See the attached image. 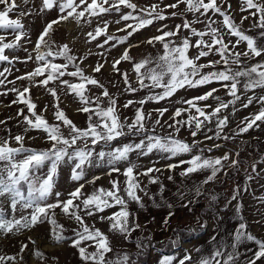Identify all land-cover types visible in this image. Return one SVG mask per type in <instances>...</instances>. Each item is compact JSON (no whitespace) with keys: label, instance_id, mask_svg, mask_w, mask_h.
Wrapping results in <instances>:
<instances>
[{"label":"snow or ice","instance_id":"6c2138e0","mask_svg":"<svg viewBox=\"0 0 264 264\" xmlns=\"http://www.w3.org/2000/svg\"><path fill=\"white\" fill-rule=\"evenodd\" d=\"M27 4L28 0H24ZM243 5L241 11L253 9L249 13L251 17H258L251 25L257 28L258 38L264 40V2H257V0H242ZM185 5L183 12H178L179 6ZM107 5V7H105ZM225 5L227 7H225ZM0 30L11 29L15 33V40L13 42H4L5 37L0 35V61H9V57L5 55V49H15L20 46V41L26 36L24 25L20 19H10L9 13L14 12L19 5L16 0H0ZM81 6H83L81 8ZM121 6L132 11L123 12ZM58 9V16L46 23L43 30L40 32L34 46L36 52L35 60L40 63L33 71L17 77L18 80H29L33 82V86H41L46 89L57 100V90L55 87H48L49 82L59 81L61 86H66L69 92L74 93L79 98L82 106L79 111L89 113L87 127L79 128L73 121L65 114L64 110L55 105L54 118L59 123L50 124L42 115L35 111L36 104L30 98H26L25 94L30 92L29 87H24L23 90H18L13 87L8 91L17 94V99L12 101V104L22 103L26 106L27 112L31 114H24L25 109L21 108L17 112L18 117H22L25 126V133L32 129H41L47 133V141L51 142V146L46 149H36L24 146V135L17 134L15 137L9 136V139L15 141L18 147H12L9 140L0 141V198L7 201V209L4 207V200H0V233L2 234H18L25 229H30L45 222L52 225L51 237L57 243L67 242L71 240L70 246L74 247L79 255L81 264H130V257L128 253H116L115 258L109 256L114 249L111 245L108 235L102 232L94 225L90 226L86 223L85 217L91 218L99 215V219L109 223V229L112 232L124 236L125 240L131 237V233L139 229L141 225L135 218V213L129 211L130 203H136L140 209L145 208L142 197L138 193H143L153 200L154 206L160 207V204H155L154 195H150L148 186L141 187L140 176L148 178L149 184H158L159 192L165 190L159 175H152L153 173H162L163 171L174 172L175 169L182 165H187L179 175L183 178L191 177L194 173L208 172L200 184L194 186L188 191L193 193L192 199L181 188H177L174 195L178 198L181 205L187 208L195 199L199 197L204 191L203 185L218 179V173L229 169H238L242 161L239 159V151L233 153L225 152L222 156L213 157L205 156L204 153H211L214 149H219L222 144L215 143L211 147H200L203 141L197 140V134L204 128L206 123L215 121L216 130L213 135H206L204 140H232L235 141L238 136L248 133L251 129H259L261 124H264V94L256 95L255 90L264 91V60H259L256 63L248 64L249 60L264 56V45L258 43V38L245 34L240 29V26L234 22L230 16L228 9L231 8L229 0H222L218 3L217 0H175V3L165 4L164 8L172 9L170 15L176 17L183 16L185 12L200 13L209 23L206 24L207 31H198L192 26L193 23H203L199 17L193 22L186 19L181 24L175 26L174 30L168 29L167 24H162V27L157 28L158 35L151 36L146 43L154 45L156 42L162 45V53L155 57L145 58L140 61H133L130 55L129 48L138 45H129L125 48L119 59L112 63L114 71L120 70L116 67L121 61H132L133 70L136 73L138 87H133L129 82L127 73H121L127 88L125 91L135 93L140 89H162L159 93L149 91L148 95L139 101L128 100L123 107L139 104L140 107L135 108L134 117L129 122L126 117L121 121L117 112V101L108 93L107 89H103L102 95L107 98L108 106L106 108L100 106V98H96V107L93 110L90 105L92 101L85 93L88 90L87 85H98L99 81L91 76H85L83 70L78 64H75L76 57L70 54V48L67 44L60 47L55 53L51 49L48 37L54 32V25H59L62 22H68L71 19L75 20L79 25L84 20L85 23L91 24V19L88 17H99L102 13H119L120 17L115 21L116 24L125 22L124 28L118 31L125 32L126 35L116 37L115 35H108V22L102 21L103 27L99 25L95 28L94 33L88 32L87 37L90 41H95L97 37L106 35L103 45L113 41L112 47L116 43L121 45L133 36L139 30L153 25L154 22H163L168 17L164 14V8H160L159 4H153L149 8H139L131 0H42L40 11ZM78 9H80L78 11ZM159 9V10H158ZM209 11L219 14L222 18V27H226L227 35L229 37H237L233 42L229 39L225 41L224 35L217 27H212L213 23L210 16H207ZM135 13V14H134ZM31 14L21 11V16ZM249 16L241 18V24L244 20L249 19ZM135 21V24L127 23L128 21ZM181 29H190L193 36L199 37L192 44L187 37L176 40L170 39L179 37ZM209 36L210 42L204 37ZM242 42H246V50L243 52L235 50ZM103 45H97L103 47ZM231 46V47H230ZM47 48V51H42ZM195 47L197 55L190 57L188 54L189 48ZM25 51H27L25 49ZM216 53L219 55L217 60H208L207 63H197L201 58H206L210 54ZM63 57L64 63H54L48 59L52 56ZM18 59V57L14 58ZM33 56L29 54L24 62L32 60ZM11 63V61H9ZM223 64V69L216 71L211 70L203 73L205 68L215 69L217 65ZM69 65H74V71H68ZM154 65V66H152ZM103 64H97L93 68L95 73L101 72ZM143 69V71H142ZM10 69L5 68L0 72V85L5 83V73ZM67 74L69 77H79L78 83H70L69 80L62 79ZM39 77V80L34 78ZM146 81H150L146 83ZM220 82L222 87L227 90V95L231 97L230 100L224 102L219 96L214 95L219 89L211 88L202 95L194 96L183 100V104L187 107H178L173 112L169 120L163 121L161 118L168 112V108L155 109L156 117L153 119V113L145 114L143 105L147 102L162 101L177 92L178 89L184 88H198L200 86L210 85L213 82ZM243 89V94H238L240 89ZM252 92V95L247 93ZM3 94H7L6 92ZM243 102L240 106L248 108L253 103L259 107L254 113H249L238 124L235 130L231 133H225L224 129L229 123L227 115H221L223 110L232 107L233 114L237 111L235 105L237 102ZM212 98L217 101L215 107L205 104L204 107L198 106L199 102H206ZM47 107V106H45ZM205 108L211 109L205 111ZM195 110V115L192 110ZM188 113L187 119H176L181 117L182 113ZM93 116L97 119L93 121ZM202 118V119H201ZM146 121H151V126L146 125ZM5 121H0V124ZM61 125L68 129L67 136L61 131ZM159 127L162 132L157 133L156 128ZM182 127L191 129V136L193 137L191 143H188L179 138L178 134ZM126 129V131H125ZM169 129L170 131H163ZM10 134V129H6ZM136 137L137 140H130L127 143L120 141V138ZM37 137H33L36 139ZM114 141H120L116 146L110 147V150L105 151L101 149L95 152L89 147L91 145H98L103 142L105 146H111ZM78 142L83 144V147L78 145ZM243 143V142H242ZM194 150H197L193 154ZM135 154L137 158L148 157L150 154L158 153L160 159L171 161L172 158L180 157L183 154H191L189 159H179L176 163H167L164 168H158L155 163L152 166L144 167L143 165L134 162L130 159V154ZM22 156V159L17 157ZM95 159L96 166H104L106 163L109 166L107 175L111 176L113 173L122 174L125 179L121 182L118 179L110 180L111 188L105 189L94 188L90 194H85L82 189L85 183L95 185V181L100 179L95 176L90 181L80 183L73 191L68 193V199L61 200L62 195L59 191H54L56 186V177L58 176V169L60 165L67 164L71 166V180L81 181L84 178V166L87 164L91 166ZM125 164L123 171L118 167L121 163ZM48 165L46 173H42L45 165ZM143 168V171L139 169ZM252 173H256V165H251ZM247 172V169H245ZM169 181L174 182V176L167 177ZM253 176L249 174L247 180L251 181ZM26 185V192H25ZM240 194V187L237 186L233 190L231 200L225 207L231 205L232 201H236L234 208L236 212H240L242 204L238 199ZM55 196L54 202H48L49 198ZM212 201L216 200L215 196L211 197ZM166 203V202H165ZM119 206L118 211H114L111 215H102L106 209H111ZM169 209L171 204H167ZM59 208L61 213L69 220L75 221L77 228L71 229L72 236L69 238L65 234L63 225H60L55 218V209ZM6 211L11 213V218H8ZM21 215L17 218L16 213ZM83 213V214H81ZM174 215L169 211L165 216L162 227L167 228L169 218ZM223 217L217 215L214 217V227L219 230L220 223ZM208 226L207 220L199 223V228L202 230ZM189 231H196V229H189ZM234 241H231V248L233 251H222L217 248L214 252H209L208 255H200L201 249L194 248L193 251L198 254L194 259L192 252L184 249L182 257L178 255H164L158 264H236L239 251L238 244L243 240H254L258 245V249L254 252L251 259L247 260L246 264H258L264 259V240L258 239L250 233L247 223L241 217V222L234 229ZM31 240V238H29ZM211 239L216 241V236ZM87 242V243H86ZM34 244L35 241H32ZM83 245V246H82ZM173 247L180 246V237L172 241ZM138 247L143 248L144 245L138 242ZM27 248V244H21V253ZM92 248L94 250L89 251ZM35 256L39 257L44 264L46 259L44 254L36 251ZM23 259V257H21ZM53 260L56 257H52ZM16 260L15 256L0 255V264H10Z\"/></svg>","mask_w":264,"mask_h":264},{"label":"rangeland","instance_id":"374dc122","mask_svg":"<svg viewBox=\"0 0 264 264\" xmlns=\"http://www.w3.org/2000/svg\"><path fill=\"white\" fill-rule=\"evenodd\" d=\"M78 2V0H77ZM90 2V0H89ZM101 2V0H98ZM139 8H149L153 4H159L160 8H164L165 4L175 3V0H131ZM207 2V0H205ZM221 3L222 0H217ZM257 2H264V0H257ZM19 7L14 11L9 13L10 19H20L24 25V31L26 36L20 41V46L15 49H5V55L9 57V61H0V72L5 68L10 69L8 73H5V83L0 85V121H5V123L0 124V141L9 140L12 147H18L14 140L9 139V136L15 137V135H24V146L36 149H46L51 146V142L47 141V133L41 129H32L25 133V124L23 123L22 117L17 116V112L21 109H25L26 115L31 114L27 112L26 106L22 103L12 104V101L17 99V94L9 89L15 87L18 90H23L24 87H29L30 92L26 93V98H30L33 103L36 104L35 111L37 114L42 115L50 124L59 123L54 118L55 105L58 103L59 107L64 110L65 114L73 121V123L83 129L87 127V121L89 113H84L79 111V109L84 106L80 102L79 98L76 97L74 93L68 91L66 86H61L59 81L49 82L48 87H55L57 90V95L59 99L57 100L50 93L46 91L44 87L33 86V82L27 79L18 80L17 77L26 74L27 72L33 71L36 67L40 66L41 62L35 60L36 52L34 51L35 42L43 30L47 22L56 19L58 16V9L44 10L40 11V6L42 0H28L25 4L24 0H16ZM231 8L228 9L230 16L234 19V22L240 26V29L245 32V34L257 37L260 31L257 28L251 27L258 17H251L249 13L254 11L249 9L247 11H241L243 5L242 0H229ZM3 6H0L2 8ZM83 6H81L82 8ZM107 7V5H105ZM225 7H227L225 5ZM123 12L132 11L124 6H121ZM185 8L184 4L179 6L178 12H183ZM31 10V14L27 16H21L20 12H28ZM80 9H78L79 11ZM159 10V9H158ZM172 9L164 8V14L168 17L163 22H154L153 25H149L138 32L134 33L133 36L129 37L122 45L116 43L115 47H112L113 41H109L108 44L103 45L104 40L107 38L106 35H101L96 38L95 41H90L87 37L88 32H93L95 28L99 25L103 27L102 21L108 22L107 34L115 35L116 37H122L126 35L125 32L118 31L120 28H124L125 22L116 24L115 21L119 19V13H102L99 17H88L91 19V24L85 23L82 19L79 25L76 24L75 20L71 19L68 22H62L59 25H54V32L48 37L49 44L53 53H55L60 47L67 44L70 48V54L76 57L75 64H78L83 70L85 76H91L99 81L100 85H87L86 95L89 96L92 101L90 107L95 110L96 98H100V106L106 108L107 98L102 95L103 89H107L108 93L117 101V112L120 116L121 121L126 117L129 122L134 117L135 108L140 107L137 103L135 105L124 108L123 105L128 100L139 101L146 95L149 91H154L159 93L162 89H140L139 91L132 93L125 91L127 85H125L123 76L121 73H127L129 82L133 87H138L136 73L133 70L132 61H121L116 67L120 70L119 72L114 71L112 68V63L114 60L119 59L121 54L124 52L125 48H129V45H138L129 48V52L133 61H140L145 58L155 57L162 53V45L156 42L154 45H149L146 43L147 39L151 36L158 35L157 28L162 27V24H167L168 29L174 30L175 26L181 24L185 19L189 22H193L199 17L203 23H193L192 26L198 31H207L206 24L209 21L201 16L200 13H189L185 12L183 16L177 15L172 17L170 12ZM135 14V13H134ZM207 16H210L212 20L217 23H213L212 27H217L220 29L221 34L224 35L225 41L227 42L231 39L233 42L237 37H229L227 35L226 27H222L223 18L212 11H209ZM243 16H249V19L244 20L241 24V18ZM127 23L135 24V21H128ZM0 35L5 37L4 42H13L15 40V33L11 29L0 30ZM187 37L192 44L199 37L193 36L190 29H181L179 37H173L170 39L179 42V39ZM205 40L210 42V37L205 36ZM258 43L264 45V40L258 38ZM97 45H103V47H98ZM231 47V46H230ZM25 49L27 51H25ZM47 48L42 47V51H47ZM237 51L243 52L246 50V42L239 44L236 49ZM31 54L33 56L32 60L24 62L26 57ZM188 54L190 57H195L197 55V49L195 47H190ZM18 57V59H14ZM54 63H64L63 57L52 56L48 57ZM219 55L216 53L210 54L206 58H201L197 63H207L208 60H217ZM259 60H264V56L257 57L255 59L249 60L248 64L256 63ZM97 64H103L101 72L95 73L93 68ZM154 66V65H152ZM223 64L217 65L215 69L205 68L202 70L206 73L211 70H222ZM74 65H69L68 71H74ZM143 71V69H142ZM3 79V77H0ZM40 78H34V80H39ZM62 79L69 80L70 83H78L79 77H69L65 74ZM150 84V81H146ZM211 88L219 89L214 95L219 96L222 101L227 102L231 99L227 95V90L222 87L220 82H213L210 85L200 86L198 88H184L178 89L173 96L156 102H147L143 105V110L145 114L148 112L153 113V119L157 118L155 109L168 108V112L161 118L162 122L169 120L173 112L178 107H187L183 104V100L189 99L194 96L202 95L203 93L209 91ZM7 93L6 95L3 93ZM238 94H243V89H240ZM252 92L247 93V95H252ZM256 95L264 94V91L259 89L255 90ZM245 102L242 95V100L237 102L235 107L237 111L233 114L232 107L229 106L228 109L223 110L221 115H227L229 117V123L224 129L225 133H231L236 129L237 124L249 113H254L258 110V105L253 103L248 108H242L240 105ZM205 104L215 107L217 101L209 98L206 102H199L198 106L204 107ZM47 106V107H45ZM211 109L205 108V111H210ZM192 114H196L195 110H192ZM188 113H182L181 117L176 119H187ZM97 118L93 116V121ZM202 119V118H201ZM147 126H151V121H146ZM6 129H10V134ZM216 125L215 121L211 123H206L204 128L197 134L196 139L203 141L200 147L206 148L211 147L215 143L222 144L219 149H214L211 153L205 152V156L218 157L222 156L226 151L230 153H235L239 151V159L242 161L238 169H229L225 173L222 171L218 173V179L216 181L210 182L207 185H203L205 191L199 196L195 197L194 201L187 207L181 206L177 211L172 203V208L168 207L164 209H159L158 211L151 210L149 207H153V200L149 199V196H145L143 193H138L145 204V208L140 209L136 203H130L129 211L135 213V218L141 227L131 233V237L125 240L124 236L112 232L109 229V223L99 219V215L93 216L91 218L85 217V221L90 226L94 225L95 228H99L102 232L108 235L111 245L114 249L113 253H109L110 257L115 258L116 253H128L130 257V264H147L150 255L160 256L156 259L151 260L149 264H158L159 259L164 255H178L182 257L184 255V249L188 248L193 254L194 259L197 258L198 254L193 251L194 248H200V255H208L209 252H214L217 248L222 251H233L231 248V241H234V229L241 222V217L248 225V230L251 234L256 236L258 239L264 240V124H261L259 129H251L248 133L238 136L235 141L232 140H204L206 135L215 134ZM61 131L65 136L68 134V129L61 125ZM126 131V129H125ZM157 133H161L162 130L157 127ZM163 131H170L169 129H164ZM191 129L187 127H182L179 138L191 143L193 137L191 136ZM33 137H37L33 139ZM130 140H137L136 137L120 138V141L127 143ZM120 141H114L111 146H105L103 142L98 145H91L89 142V147L94 149L95 152H99L101 149L108 151L110 147L116 146ZM243 142V143H242ZM80 147L83 144L78 142ZM197 150H194L195 154ZM191 154H183L180 157L172 158L171 161L160 159L158 153L150 154L148 157L137 158L133 153L130 154V159L137 162L144 167L155 166L158 168H164V166L171 162L176 163L179 159H189ZM23 157H17V159H22ZM256 165V173H252L251 165ZM118 167L121 168V172L125 167L122 162ZM187 165H182L180 168L174 170V172L163 171L162 173H153L152 175H159L163 184L165 185V190L161 193L159 192L158 184H149L148 178L144 176L138 177L141 181V187L145 185L148 186V191L150 195H154L155 204L161 206L165 205L162 198L167 200L176 199L174 193L177 188H181L188 195L189 199H192L193 193L189 192L194 186L198 185L203 181L205 176L209 174L208 172L194 173L191 177L183 178L179 175L180 171L183 170ZM247 169V172L245 171ZM48 170V165L41 170L42 173H46ZM143 171V168L139 169ZM109 171V166L105 163L104 166H96L95 159H93V164L91 166H84V178L81 181L71 180V166L67 164L60 165L58 169V176L56 177V186L54 191H59L62 193L60 196L61 200L68 199V193L73 191L80 183H85V181L92 180L93 177L99 176L100 179L95 181V185L85 183V187L82 191L87 195L90 194L94 188H105L110 189V180L118 179L121 182V187H123L122 182L125 177L122 174L113 173L111 176L107 175ZM174 176V182L169 181L167 177L169 175ZM251 174L253 179L251 181L247 180V176ZM239 186L240 194L238 199L242 204L240 212H236L234 205L236 201H232L231 205L225 207L226 204L231 200L233 190ZM26 192V185H25ZM167 196V197H166ZM215 196L216 200L212 201L211 197ZM4 200V198H0ZM55 196L49 198L48 202H54ZM4 207L7 209V201L4 200ZM160 208V207H158ZM184 208V209H183ZM119 206L111 209H106L102 215H111L112 212L118 211ZM55 211V218L60 225L64 226L65 234L71 238V229L77 228L78 225L73 220H69L64 216L60 209L57 208ZM169 211H172L174 215L169 218V224L167 228L162 227L165 216L168 215ZM83 214V213H81ZM8 218H11V213L6 211ZM21 215L20 212L16 213L17 218ZM217 215L223 217L219 230L214 227V217ZM150 219L151 221H142V219ZM207 220L208 226L204 229L199 228V223ZM52 225L45 222L39 224L30 229H25L18 234L9 233L7 235L0 233V255L2 256H15L16 260L10 262V264H44L39 257L35 256V252L39 251L44 254L46 259V264H81L78 252L74 247L70 246L71 240L67 242L57 243L51 237ZM189 229H196V231H189ZM216 236V241L211 239L212 236ZM180 237V246L173 247L172 241L176 237ZM31 238V240L29 239ZM32 241H35L33 244ZM138 242L143 244L144 247H138ZM87 243V242H86ZM21 244H27V248L21 253ZM184 245V246H183ZM83 246V245H82ZM183 247V250L181 248ZM258 249V245L254 240H243L237 246L239 251V256L237 257L236 264H246L247 260L251 259L254 252ZM94 249L90 248L89 251ZM183 251V252H182ZM23 257V259H21ZM52 257H56L55 260ZM258 264H264V259L258 262Z\"/></svg>","mask_w":264,"mask_h":264},{"label":"crops","instance_id":"0c3cea01","mask_svg":"<svg viewBox=\"0 0 264 264\" xmlns=\"http://www.w3.org/2000/svg\"><path fill=\"white\" fill-rule=\"evenodd\" d=\"M167 197V196H166ZM163 199V201L164 202H166L165 203V205L164 206H160V208H158V207H156V206H154V204H153V207H151V205L149 206L150 208H151V210H155V211H158L159 209H166L167 208V204H169V203H172L174 206H175V209L177 210V211H179L178 209L179 208H181V203H180V201L178 200V198L176 197V199H174V200H171V199H169V200H167V199H165V198H162ZM160 204V203H159ZM184 209V208H183ZM142 221H150V222H155V220H153V221H151L150 219H142ZM184 246V245H183ZM181 248V247H180ZM186 249H188V248H186ZM181 250H183V247L181 248ZM184 251V250H183ZM182 251V252H183ZM193 254V253H192ZM155 255H159V254H153V255H150V257H149V259H148V263L147 264H149V262H151V260H153V259H156V257H160V256H156L155 257Z\"/></svg>","mask_w":264,"mask_h":264},{"label":"trees","instance_id":"16d2710c","mask_svg":"<svg viewBox=\"0 0 264 264\" xmlns=\"http://www.w3.org/2000/svg\"><path fill=\"white\" fill-rule=\"evenodd\" d=\"M262 151H264V150H262ZM113 258V257H112Z\"/></svg>","mask_w":264,"mask_h":264}]
</instances>
